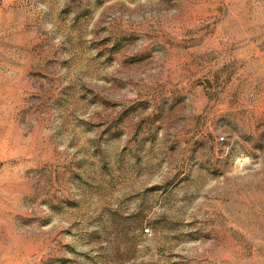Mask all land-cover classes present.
I'll return each mask as SVG.
<instances>
[{
    "label": "rangeland",
    "instance_id": "rangeland-1",
    "mask_svg": "<svg viewBox=\"0 0 264 264\" xmlns=\"http://www.w3.org/2000/svg\"><path fill=\"white\" fill-rule=\"evenodd\" d=\"M0 264H264V0H0Z\"/></svg>",
    "mask_w": 264,
    "mask_h": 264
},
{
    "label": "built area",
    "instance_id": "built-area-1",
    "mask_svg": "<svg viewBox=\"0 0 264 264\" xmlns=\"http://www.w3.org/2000/svg\"><path fill=\"white\" fill-rule=\"evenodd\" d=\"M149 230H145V233H148Z\"/></svg>",
    "mask_w": 264,
    "mask_h": 264
}]
</instances>
